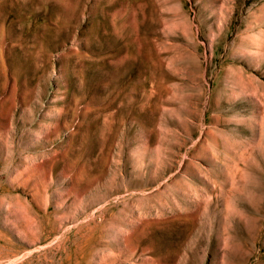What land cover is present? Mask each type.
Listing matches in <instances>:
<instances>
[{"label":"rangeland","instance_id":"1","mask_svg":"<svg viewBox=\"0 0 264 264\" xmlns=\"http://www.w3.org/2000/svg\"><path fill=\"white\" fill-rule=\"evenodd\" d=\"M0 264H264V0H0Z\"/></svg>","mask_w":264,"mask_h":264}]
</instances>
